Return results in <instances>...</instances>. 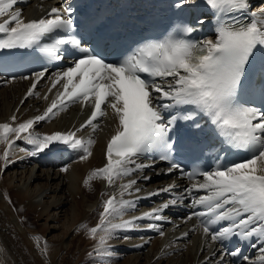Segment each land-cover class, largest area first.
I'll use <instances>...</instances> for the list:
<instances>
[{
    "label": "snow or ice",
    "instance_id": "1",
    "mask_svg": "<svg viewBox=\"0 0 264 264\" xmlns=\"http://www.w3.org/2000/svg\"><path fill=\"white\" fill-rule=\"evenodd\" d=\"M21 2L26 0H0V50H35L37 58L42 56L51 62L65 59L62 53L70 48L67 54L73 59L71 66L49 77L48 91L58 84L62 90L56 92L41 114L22 122H17L13 114L8 122H0V144L5 145L0 155L4 162L0 171L12 162V149L21 139L31 145V150H26L30 156L50 150L54 144H62L79 152L80 161L87 160L96 141L78 133L88 127L95 132L99 125L94 122L111 109L117 124L107 141L106 162L89 172L83 181L85 186L93 179H103L111 187L117 180L135 176L152 167L138 163L136 158L153 151L161 161L169 162L170 166L163 171H179L191 183L179 193L174 191L177 185L173 182L148 192L145 197L125 199V195L141 191L136 187L141 177H137L121 183L118 196L115 192L110 195L102 192L101 196L107 195V199L102 200L99 221L87 228V235L97 240L89 256L95 255L103 261L112 255L108 241L116 238L118 232L139 230L141 220H166L167 217L161 215L164 210L190 199L188 207L198 209L185 218L186 221L196 220L190 231H200L205 240L210 238L211 242L221 245L215 264H224L225 256L240 257L247 264H264V107L248 106L240 99L257 52L264 58V0L255 10L250 0H203L215 18V39L190 38L205 23L203 17L192 23L181 21L162 38L138 43L120 53L114 62H109L95 47L87 46L79 38L71 6L52 7L38 19L25 20L22 10L14 7ZM195 3L196 0H174L173 6L183 9ZM47 72L48 69L43 68L31 76L21 77L31 80L25 99L39 95L34 89ZM247 91L264 101V84L247 88ZM44 99H48L47 95ZM76 102L82 107L92 105L91 114L78 128L50 134L32 131L35 124L51 120ZM201 119L207 121L212 136L221 143L220 151L227 146L229 150L243 151L245 158L223 163L224 157L218 155L210 170L185 171L181 163L173 162V151L186 146L178 129L179 122L204 132ZM205 146L200 142L187 145L201 156L205 155ZM69 167L66 165L61 171L67 172ZM161 193H168L171 198L139 216L123 218L126 211L136 208L141 198ZM117 217L119 221L114 222ZM85 227L87 225L81 224L77 231ZM146 227L158 231L161 237L165 235L158 223H149ZM181 235L187 237L189 232ZM233 238L254 241L250 247L257 249L255 258L243 255L239 247L229 250L225 242ZM33 239L40 248L42 238L34 236ZM40 251L47 255V241ZM161 254H166L163 249ZM210 259L205 257L206 262Z\"/></svg>",
    "mask_w": 264,
    "mask_h": 264
},
{
    "label": "bare ground",
    "instance_id": "2",
    "mask_svg": "<svg viewBox=\"0 0 264 264\" xmlns=\"http://www.w3.org/2000/svg\"><path fill=\"white\" fill-rule=\"evenodd\" d=\"M61 1L28 0L24 6L14 7L20 8L26 19L42 15L48 7L57 6ZM251 2L254 9L261 4V0ZM49 77L52 76L46 73V77L34 89L39 95H32L27 99L25 94L30 80L8 81L1 77L0 122L8 120L13 114H16L19 122L42 111L60 86L58 84L49 92ZM45 95L47 100L44 99ZM88 108L89 104L82 107L79 102L71 103L65 111L59 112L51 120L35 124L32 131L49 134L55 129H72L85 118ZM107 113L94 122L99 125L95 132L88 127L78 133L85 138L91 136L96 141L92 147V155L84 161L79 160V154L65 165H51L48 161L42 162L37 157L28 155L31 145L25 141H16L10 155L12 162L0 171V264H215L218 260L216 255L213 256V253H217L216 247H213L210 238L205 240L199 231H190L192 220L186 221V216L170 218L163 213L161 215L167 217L165 221L141 220L138 221L139 230L118 232L116 238L108 241L109 251L112 253L110 257H105L102 261L95 255L89 256L97 240L88 236L85 228H80L79 231L77 228L81 224L97 222L104 198L100 191L109 187L103 179H93L89 186L83 183L89 172L102 167L106 160L105 144L117 124L111 109H107ZM4 148L5 145L0 144V155ZM3 164L0 160V166ZM66 165L70 166L68 171L62 172L61 169ZM148 174L150 173L142 171L133 177H124L117 180L111 188L115 189L118 196L121 183L129 178ZM151 174L154 176L150 180L138 179L136 187L141 189L139 193L133 192L131 196L125 195L124 198L145 197L148 192L169 184L171 180L157 178L155 172ZM160 203L154 200V196L141 198L136 208L126 211L123 218L139 216ZM118 221L119 217L114 222ZM149 223L160 224L165 235L161 237L158 231L148 229L146 225ZM184 232H189V235L182 237ZM99 235L100 233L97 234V239ZM34 236L42 238L40 248L47 241V255L41 254ZM125 236L128 239H124ZM169 244L170 247H164ZM162 249L166 254H161ZM205 257L211 259L206 262Z\"/></svg>",
    "mask_w": 264,
    "mask_h": 264
},
{
    "label": "rangeland",
    "instance_id": "3",
    "mask_svg": "<svg viewBox=\"0 0 264 264\" xmlns=\"http://www.w3.org/2000/svg\"><path fill=\"white\" fill-rule=\"evenodd\" d=\"M79 261H81V259Z\"/></svg>",
    "mask_w": 264,
    "mask_h": 264
}]
</instances>
